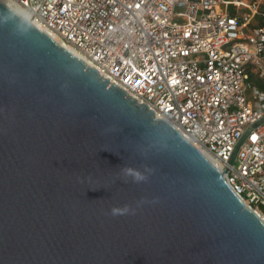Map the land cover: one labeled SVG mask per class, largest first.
<instances>
[{
	"label": "water",
	"instance_id": "obj_1",
	"mask_svg": "<svg viewBox=\"0 0 264 264\" xmlns=\"http://www.w3.org/2000/svg\"><path fill=\"white\" fill-rule=\"evenodd\" d=\"M0 264H264V223L177 130L0 1Z\"/></svg>",
	"mask_w": 264,
	"mask_h": 264
},
{
	"label": "built area",
	"instance_id": "obj_2",
	"mask_svg": "<svg viewBox=\"0 0 264 264\" xmlns=\"http://www.w3.org/2000/svg\"><path fill=\"white\" fill-rule=\"evenodd\" d=\"M6 1L225 171L264 223V0Z\"/></svg>",
	"mask_w": 264,
	"mask_h": 264
},
{
	"label": "clouds",
	"instance_id": "obj_3",
	"mask_svg": "<svg viewBox=\"0 0 264 264\" xmlns=\"http://www.w3.org/2000/svg\"><path fill=\"white\" fill-rule=\"evenodd\" d=\"M126 171H127V173L129 175L133 176L136 181H141V180L145 179V177L142 176L139 172L133 171L131 169H127ZM128 211H129V209H128L127 206H125L123 209H121V208H113L111 210V214L113 216H115V215H124V214L128 213Z\"/></svg>",
	"mask_w": 264,
	"mask_h": 264
},
{
	"label": "bare ground",
	"instance_id": "obj_4",
	"mask_svg": "<svg viewBox=\"0 0 264 264\" xmlns=\"http://www.w3.org/2000/svg\"><path fill=\"white\" fill-rule=\"evenodd\" d=\"M3 4H5L8 8H10L11 10H13L14 12H16L17 14L23 16V13L21 12L20 9H18L17 7H15L14 5H12L10 2L6 1V0H0Z\"/></svg>",
	"mask_w": 264,
	"mask_h": 264
},
{
	"label": "trees",
	"instance_id": "obj_5",
	"mask_svg": "<svg viewBox=\"0 0 264 264\" xmlns=\"http://www.w3.org/2000/svg\"><path fill=\"white\" fill-rule=\"evenodd\" d=\"M262 87H264V86H262Z\"/></svg>",
	"mask_w": 264,
	"mask_h": 264
}]
</instances>
